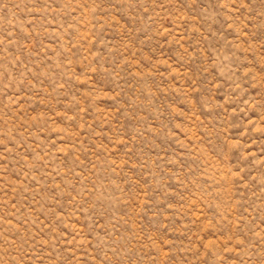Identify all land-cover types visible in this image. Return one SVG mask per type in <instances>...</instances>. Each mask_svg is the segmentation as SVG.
<instances>
[{"label": "rangeland", "instance_id": "obj_1", "mask_svg": "<svg viewBox=\"0 0 264 264\" xmlns=\"http://www.w3.org/2000/svg\"><path fill=\"white\" fill-rule=\"evenodd\" d=\"M0 264H264V0H0Z\"/></svg>", "mask_w": 264, "mask_h": 264}]
</instances>
